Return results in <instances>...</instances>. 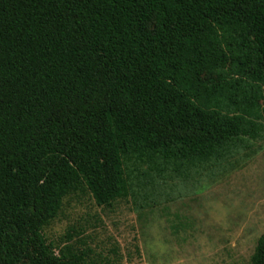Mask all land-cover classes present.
Returning a JSON list of instances; mask_svg holds the SVG:
<instances>
[{
  "label": "trees",
  "instance_id": "16d2710c",
  "mask_svg": "<svg viewBox=\"0 0 264 264\" xmlns=\"http://www.w3.org/2000/svg\"><path fill=\"white\" fill-rule=\"evenodd\" d=\"M263 128L264 0H0V264H120L48 240L67 197L112 207L126 162L194 166Z\"/></svg>",
  "mask_w": 264,
  "mask_h": 264
},
{
  "label": "rangeland",
  "instance_id": "374dc122",
  "mask_svg": "<svg viewBox=\"0 0 264 264\" xmlns=\"http://www.w3.org/2000/svg\"><path fill=\"white\" fill-rule=\"evenodd\" d=\"M158 163L126 162L130 195L112 207L87 193L67 197L45 229L48 240L71 232L120 264H250L264 234V128L206 163Z\"/></svg>",
  "mask_w": 264,
  "mask_h": 264
}]
</instances>
